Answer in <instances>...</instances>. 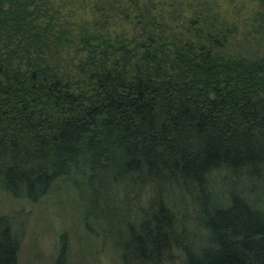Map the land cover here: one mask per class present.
I'll list each match as a JSON object with an SVG mask.
<instances>
[{"label":"trees","instance_id":"1","mask_svg":"<svg viewBox=\"0 0 264 264\" xmlns=\"http://www.w3.org/2000/svg\"><path fill=\"white\" fill-rule=\"evenodd\" d=\"M246 2L239 21L216 0H0V192H71L116 264H264V0ZM24 230L0 215V264Z\"/></svg>","mask_w":264,"mask_h":264},{"label":"rangeland","instance_id":"2","mask_svg":"<svg viewBox=\"0 0 264 264\" xmlns=\"http://www.w3.org/2000/svg\"><path fill=\"white\" fill-rule=\"evenodd\" d=\"M222 12H230L239 21L246 17V0H216ZM252 8H255L254 6ZM16 216L24 230L19 264H53L60 254L62 237L68 240L71 264H116L111 254L100 251V243L83 236L80 210L73 194L52 192L36 204L13 201L0 192V215ZM176 264H186L180 254Z\"/></svg>","mask_w":264,"mask_h":264}]
</instances>
